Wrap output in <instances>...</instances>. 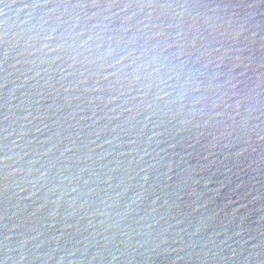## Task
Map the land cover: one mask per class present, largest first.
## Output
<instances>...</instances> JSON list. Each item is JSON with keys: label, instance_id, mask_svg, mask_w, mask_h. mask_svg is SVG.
<instances>
[{"label": "water", "instance_id": "water-1", "mask_svg": "<svg viewBox=\"0 0 264 264\" xmlns=\"http://www.w3.org/2000/svg\"><path fill=\"white\" fill-rule=\"evenodd\" d=\"M56 2L0 4V259L264 264V0Z\"/></svg>", "mask_w": 264, "mask_h": 264}, {"label": "clouds", "instance_id": "clouds-1", "mask_svg": "<svg viewBox=\"0 0 264 264\" xmlns=\"http://www.w3.org/2000/svg\"><path fill=\"white\" fill-rule=\"evenodd\" d=\"M128 7V6H125V8ZM165 7V6H163ZM167 7H172V5H168ZM185 9H188V8H197L196 5L192 4V5H184L183 6ZM181 16L184 15L183 12L180 13ZM126 19H130V18H126ZM195 19L196 17L193 16L192 17V21L193 23L189 25V30H192L193 28L196 27L195 25ZM44 24H47V21L46 20H43L41 21V25L40 27L43 29V25ZM172 25H169V27H171ZM36 26L34 25V28ZM147 27V25H145V28ZM52 32H55L56 31V28L53 27L51 29ZM121 32H126L127 31V28L126 27H121L120 29ZM239 33H237L238 35ZM157 35H163V32H160V33H157ZM51 37L50 35H46V36H43L41 37V34L40 32H35L33 36L30 37L31 40H38V39H43L45 41L49 40ZM61 39V43H58L55 45L56 48L58 49H62L65 47V44L63 43V36L60 37ZM89 39H91V37H89ZM138 39V36L137 35H133L132 37L129 38V41L127 42V44L125 45V47L127 48V51H125L124 48L120 47V39L117 37L116 38V43L113 44V42L111 40H109L107 43H108V47H107V50L104 51L103 53H101V55L98 57V59L101 61V67H104V63L103 61H105V59L107 57H115L117 55H119L121 52L124 53V55L120 56V60H114V63L111 64V65H107L109 67H115V72L112 73L113 76H115L117 78V80L119 81L120 80V77H121V74H123V78L124 80L127 82L128 85H132L138 81H140L142 78H145V77H142L141 73L144 69L148 68V63L145 62V63H140V64H137V60H140L144 55H146V52H140L138 55L136 54V49L133 47V45L136 43ZM148 39H151V36L148 37ZM82 44H87V41H83ZM97 47H100V45H98ZM44 48H49V45L47 43L43 44L42 45V48L41 49H37L38 51L44 49ZM49 50H51L49 48ZM5 52L7 53L8 55V50L7 48L5 49ZM79 54V53H78ZM128 57H134L131 61L130 64H121L120 61L124 60V59H127ZM59 57H57L58 59ZM73 61H75V57L72 58ZM89 63H91L92 61H88ZM117 65H120L119 67H117ZM71 66V65H70ZM156 71L158 72L159 69H156ZM151 76H152V73H148L147 74V79L149 80V82L147 84H144L142 85V87L144 88H151L153 86L152 82H151ZM159 83L161 85L164 84V80L163 79H160ZM147 93H145L146 95ZM165 95H167V93H165ZM237 107H239V102H237ZM7 151V149H6ZM10 159L9 156L5 155V161L7 162L8 160ZM6 164V167H5V170L7 169V163ZM6 172V176L7 175H10V173H7ZM7 187L8 185L5 184V189L7 190ZM5 240L8 239V237H4ZM10 257L8 255H5L3 259H0V264H8V261H9ZM21 261H23L25 259V256L24 255H21L20 258H19Z\"/></svg>", "mask_w": 264, "mask_h": 264}, {"label": "snow or ice", "instance_id": "snow-or-ice-1", "mask_svg": "<svg viewBox=\"0 0 264 264\" xmlns=\"http://www.w3.org/2000/svg\"><path fill=\"white\" fill-rule=\"evenodd\" d=\"M52 2V0H45V3H50ZM4 0H0V4H3ZM108 4L110 7H119L120 4L122 3V0H75V2H73V0H57L56 4L62 6V7H72V8H98L101 7L103 4ZM130 4V3H129ZM145 5L147 7H151L152 4L151 2L142 4ZM32 6H40L39 4H35ZM161 7H163L164 5H160ZM4 13L2 12V10H0V15H3ZM3 59L6 61L7 60V53L4 51L3 53ZM0 139H4L3 137H0ZM5 161V156H0V166H2V168H0V171L3 170V168L6 167V164L4 163Z\"/></svg>", "mask_w": 264, "mask_h": 264}]
</instances>
